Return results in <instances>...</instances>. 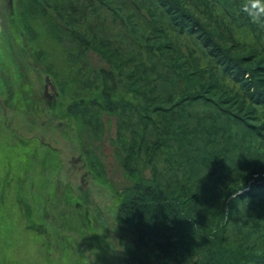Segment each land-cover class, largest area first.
<instances>
[{"label":"rangeland","instance_id":"obj_1","mask_svg":"<svg viewBox=\"0 0 264 264\" xmlns=\"http://www.w3.org/2000/svg\"><path fill=\"white\" fill-rule=\"evenodd\" d=\"M10 2L14 16L0 19L59 134L19 110L10 132L0 125V264H249L237 258L252 253L264 264L263 120L245 114L264 93L250 84L264 65L246 16L253 0H231L227 24L207 12L211 0ZM47 38L63 65L41 50ZM46 77L59 94L51 101ZM43 141L60 152L50 167ZM145 183L167 212L130 207Z\"/></svg>","mask_w":264,"mask_h":264},{"label":"trees","instance_id":"obj_2","mask_svg":"<svg viewBox=\"0 0 264 264\" xmlns=\"http://www.w3.org/2000/svg\"><path fill=\"white\" fill-rule=\"evenodd\" d=\"M231 0H211L212 5H214L215 10L213 9H207V12L213 17L216 18L217 23L219 24V20L220 21H226L229 19V17L231 15L234 16V9L233 6L230 3ZM215 2L217 3H222L224 4L225 8V13L226 14H216L215 12H217L218 10H216V5ZM1 3V0H0ZM233 3L236 5V2L233 1ZM261 3L264 4V0H261ZM210 4V2H209ZM1 6V5H0ZM227 9L231 12V15H229L227 12ZM1 10V9H0ZM13 6L10 2V4H8V6H6L4 4V8L1 10L0 12V17L3 16L5 17L8 21H10V17H13ZM237 12L239 13V11L237 10ZM12 14V15H11ZM223 16V17H222ZM246 16H249L248 14H246ZM206 22V20H205ZM228 21H226L225 23L227 24ZM231 24L233 26H235L234 22H231ZM231 24H228L229 27H232ZM204 27H206V25L203 23ZM250 30H254L253 32L255 34H257L258 38H260V42L259 43H254V47L256 48V50H254L258 55H261L262 59H264V23H254L253 21L250 23ZM248 28V29H249ZM6 26L5 23L3 22L2 19H0V115H1V119H0V125L4 128H8L9 132H10V128L7 127L8 126V122H9V118H10V113L13 110H19V111H25L28 115V118L31 122L34 121L35 117H38L39 119H42V108H41V100L35 98V92L32 91V87L28 84L29 79L25 73V71L22 69L19 61L17 60V58L15 57V55L13 54L12 51V47H11V42H10V32L8 30H6ZM219 29V28H218ZM232 29V28H231ZM231 29H229L230 31H232ZM223 30V29H222ZM220 31V29H219ZM224 31V30H223ZM228 31V33L226 31L225 34L226 35H230L233 34V32ZM223 34V33H222ZM231 37V35H230ZM262 39V41H261ZM45 46L47 48H43L41 47V50L46 52L47 54L51 55V58H53V61H56V65L58 66L59 62H62V65L65 62V57L61 56L60 58H58V55H60L55 51V47H58V45H56V41L54 38H47L45 40ZM206 43L208 44L209 41L206 39ZM245 43V42H244ZM246 44V43H245ZM247 45V44H246ZM209 46V45H208ZM58 49V48H57ZM240 74L244 73L245 71L241 70L239 71ZM257 75H258V79L256 78V72H250V74L252 75V77H250V79H252L250 84L255 85V81L259 83L261 90H264V65L259 66L257 69ZM15 75V76H13ZM249 79V77H246ZM237 86H239V82L236 83ZM250 88V86H249ZM251 90V88H250ZM57 92V91H56ZM234 95L237 93L238 95H242L241 93L243 92V89H240L239 87L234 88ZM259 96V98L257 99V103L254 106H249L246 110V115L249 118H257V116H255L256 114H261L262 115V120H263V127L264 128V93H255ZM59 96L58 92L57 94H52L51 96H48L47 93H45V89L43 92V99H47L48 101L54 100ZM243 96V95H242ZM241 96V97H242ZM231 97V96H230ZM233 99V98H232ZM241 109L243 110L244 107L246 106L245 104H241ZM34 111L35 113H31L33 115H31L29 112ZM3 116V118H2ZM242 117V116H241ZM238 119H242L240 117H238ZM43 123H37V129H39V125H42L43 128L44 127H53L52 130L53 132H56L57 134H59L58 130L59 129H55L54 126H52L50 124V122L46 121L45 119H42ZM251 120V119H250ZM248 120V121H250ZM21 127V129L24 126H19ZM20 129V128H19ZM29 130V129H28ZM30 131V130H29ZM0 132V137L1 140L4 141L2 133ZM5 135V134H4ZM62 135V134H60ZM28 136V135H26ZM25 135L23 136H18V139L22 140L25 146H27L29 144V142L31 141V138L28 139ZM58 137V135H56ZM69 138V137H68ZM13 139V144L16 143V141L18 140L14 135L12 136ZM29 141H27V140ZM10 140V139H9ZM42 140V139H40ZM69 140V139H68ZM71 140V139H70ZM62 141V140H61ZM63 142V141H62ZM69 143H72L71 141H68ZM10 143V142H9ZM45 141H43L42 144H44ZM64 143V142H63ZM62 143V144H63ZM7 145V144H6ZM12 145V144H11ZM10 148L16 149L18 148L17 146L14 147V145L11 146ZM65 145V143H64ZM43 146H45L46 148V152H45V157L43 160V165L44 167L47 165L48 167H50L52 165V162H54V159L56 158L57 155L60 154V152L58 151V148L54 147L53 145H47L44 144ZM8 147V146H7ZM75 148V147H74ZM18 153V152H17ZM29 150L27 151L26 155L29 154ZM20 154V153H18ZM53 155H56L55 158ZM51 162V164L49 163ZM72 163L73 160H72ZM264 164V163H263ZM264 166V165H263ZM43 167V166H42ZM43 167V169H44ZM158 183V182H157ZM160 184V183H159ZM138 188H141L142 190L139 189V191H146L147 193L143 194L141 192H139L138 190L135 189L134 192V196L129 198V199H137L138 201L135 202L136 204L131 205L130 207L133 208V210H140L141 208L144 209H148L149 207L155 209V211L157 212H162L166 211L165 209L167 208V206L165 205L166 200L165 199H161V200H157V198H152L153 200H151L150 198H148L150 190H152L154 192L155 196H159V188L157 186L154 185V183H145V184H140L138 186ZM82 191L86 192V194H89V189H84L82 187ZM173 204L171 212H176L175 214H173L172 216H176V218L174 219V221H177L178 219H182L183 220V214H185V212L183 211V213L181 214L178 210L180 209L179 206L177 204H175L174 201L170 200V202L168 203ZM139 206V207H138ZM181 210V209H180ZM167 212V211H166ZM188 220L189 222H193V219L189 216ZM196 222L194 221V224ZM172 224V223H171ZM191 232V230H189V233ZM192 241V240H191ZM199 249H195V251H197ZM206 251V250H205ZM207 252H209L212 256L213 254V248H210L207 250ZM243 254V258H237V261L241 262L243 261L244 263L248 262L249 264H253V263H257L259 261L258 256L256 254H250L249 256ZM131 256V255H130ZM211 258L208 259V262L210 261ZM213 260H218L217 264H230L228 262V260H224L221 258H218V256H213L212 257ZM223 260V261H222ZM216 262V261H215ZM127 264V262H126ZM213 264V263H212ZM216 264V263H215ZM241 264V263H240Z\"/></svg>","mask_w":264,"mask_h":264},{"label":"clouds","instance_id":"obj_3","mask_svg":"<svg viewBox=\"0 0 264 264\" xmlns=\"http://www.w3.org/2000/svg\"><path fill=\"white\" fill-rule=\"evenodd\" d=\"M245 10L254 23H264V4L261 0H253ZM240 193L241 191H238L235 195Z\"/></svg>","mask_w":264,"mask_h":264},{"label":"bare ground","instance_id":"obj_4","mask_svg":"<svg viewBox=\"0 0 264 264\" xmlns=\"http://www.w3.org/2000/svg\"><path fill=\"white\" fill-rule=\"evenodd\" d=\"M37 130V129H36ZM35 130V131H36ZM23 131V130H22ZM23 132H25V131H23ZM58 139H59V137H57ZM59 141H61L60 139H59ZM61 143H63L62 141H61ZM64 144V143H63ZM74 148V147H73ZM64 155L65 156H68V155H70V151H69V149L68 148H66V150H65V152H64ZM94 190H95V194H96V196H97V198L98 199H102V200H107L108 199V197H109V193L106 191V189H104L103 187H101L99 184H95V186H94Z\"/></svg>","mask_w":264,"mask_h":264},{"label":"water","instance_id":"obj_5","mask_svg":"<svg viewBox=\"0 0 264 264\" xmlns=\"http://www.w3.org/2000/svg\"><path fill=\"white\" fill-rule=\"evenodd\" d=\"M45 83V93H47L48 96H51L52 94H57L56 88L50 77H46Z\"/></svg>","mask_w":264,"mask_h":264},{"label":"flooded vegetation","instance_id":"obj_6","mask_svg":"<svg viewBox=\"0 0 264 264\" xmlns=\"http://www.w3.org/2000/svg\"><path fill=\"white\" fill-rule=\"evenodd\" d=\"M4 4L6 5V6H8V4H10V0H1V3H0V9L2 10L3 8H4ZM1 10H0V12H1Z\"/></svg>","mask_w":264,"mask_h":264}]
</instances>
